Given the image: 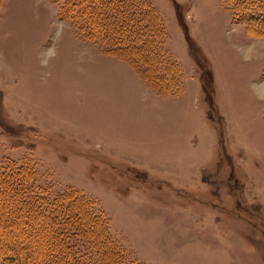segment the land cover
Returning <instances> with one entry per match:
<instances>
[{
    "label": "rangeland",
    "instance_id": "rangeland-1",
    "mask_svg": "<svg viewBox=\"0 0 264 264\" xmlns=\"http://www.w3.org/2000/svg\"><path fill=\"white\" fill-rule=\"evenodd\" d=\"M147 1L175 93L55 2L0 0V164L89 199L127 264H264V29L223 0Z\"/></svg>",
    "mask_w": 264,
    "mask_h": 264
},
{
    "label": "trees",
    "instance_id": "trees-1",
    "mask_svg": "<svg viewBox=\"0 0 264 264\" xmlns=\"http://www.w3.org/2000/svg\"><path fill=\"white\" fill-rule=\"evenodd\" d=\"M50 1L84 40L126 61L159 92L178 91L177 63L165 54V28L147 0ZM223 2L236 20L264 29V0ZM0 264L127 263L89 199L74 190L50 195L36 184L31 166L5 161L0 164Z\"/></svg>",
    "mask_w": 264,
    "mask_h": 264
}]
</instances>
